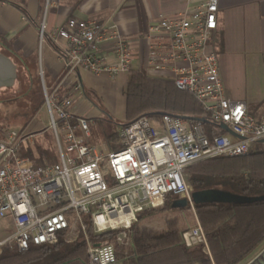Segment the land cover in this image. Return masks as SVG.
<instances>
[{
    "label": "built area",
    "instance_id": "built-area-1",
    "mask_svg": "<svg viewBox=\"0 0 264 264\" xmlns=\"http://www.w3.org/2000/svg\"><path fill=\"white\" fill-rule=\"evenodd\" d=\"M218 7L219 0H203L183 14L159 17L147 27L143 54L135 52L133 42L117 29L93 20L68 16L47 33L63 65L51 87L45 84L43 71L38 74L57 160L37 164L26 154L33 132L0 131V250L52 245L62 233L79 229L87 244L88 264H115L114 246L92 244L82 216H88L95 232L115 231L117 243L129 244L128 232L138 214L162 206L169 195L186 199L195 212L192 188L185 180L189 165L242 156L264 142V113L254 117L246 101L225 97L217 55L207 50ZM38 36L40 41L45 36L44 22ZM103 43L111 45L115 58L111 64L100 53ZM132 70L170 79L175 88L190 93L203 110V120L170 113L154 120L140 115L118 128L120 148L102 153L89 141L88 117L75 110L85 100L80 74L115 76ZM205 122L211 126L208 133ZM25 139L27 150L22 148ZM182 241L210 257L198 219L183 231Z\"/></svg>",
    "mask_w": 264,
    "mask_h": 264
},
{
    "label": "trees",
    "instance_id": "trees-1",
    "mask_svg": "<svg viewBox=\"0 0 264 264\" xmlns=\"http://www.w3.org/2000/svg\"><path fill=\"white\" fill-rule=\"evenodd\" d=\"M1 50L10 52L7 41L0 34ZM35 64L33 61L24 66L27 70L36 69L40 86L38 66ZM123 97L127 120L123 124L140 115L161 117L157 112L192 118H200L203 114L194 97L175 88L170 79L149 76L140 70L126 73ZM41 100L43 97L37 96L32 111L38 109ZM8 128L11 127L0 126V131ZM52 149L38 147L37 155L31 150H27L26 154L37 164H52L57 160ZM185 180L192 192L218 188L229 195L227 203L195 204L210 257L200 247L189 248L183 244L182 233L186 229L179 231L178 241L169 246L150 248L140 244L142 241L139 238L130 245L120 244L115 241V231L95 232L88 216L84 215L82 218L89 241L92 244L113 243L116 260L122 264H239L264 243V148L242 156H219L192 163L186 168ZM167 197L162 206L149 207L140 212L138 219L143 214L171 207L166 202ZM64 235L62 233L55 244L35 246L24 251L6 246L0 250V264H88L83 234L73 240L64 238Z\"/></svg>",
    "mask_w": 264,
    "mask_h": 264
},
{
    "label": "crops",
    "instance_id": "crops-1",
    "mask_svg": "<svg viewBox=\"0 0 264 264\" xmlns=\"http://www.w3.org/2000/svg\"><path fill=\"white\" fill-rule=\"evenodd\" d=\"M202 1L0 0V34L7 41L13 56L24 59L36 55L38 71H43L45 84L51 87L60 76L63 65L47 33L60 26L68 16L114 27L123 37L133 42L135 52L143 54L149 24L159 17L183 14L197 7ZM41 22L45 24V36L42 41L38 36ZM110 46V43H103L100 51L108 64L115 60ZM207 50L217 55L225 97L246 101L248 111L254 117L264 113V0H219L216 27L207 41ZM134 63L137 64L138 60H134ZM80 77L85 89V100L77 105L75 110L88 117L90 126L105 115L100 104L102 101H112V89H123L126 73L110 76L105 73L93 75L81 72ZM89 88L97 97L99 105L87 97L86 91ZM262 148L264 142H259L250 151L256 152ZM169 209L173 208L164 207L159 210L170 211ZM188 211L187 222H181L178 232L196 222V212L190 208ZM153 212L143 214L134 223L128 232V245L136 238L142 241L140 244L150 248L169 246L178 241L177 232L166 245H153L145 239L143 230L136 229V225ZM115 264L122 263L116 260Z\"/></svg>",
    "mask_w": 264,
    "mask_h": 264
},
{
    "label": "rangeland",
    "instance_id": "rangeland-1",
    "mask_svg": "<svg viewBox=\"0 0 264 264\" xmlns=\"http://www.w3.org/2000/svg\"><path fill=\"white\" fill-rule=\"evenodd\" d=\"M10 56L16 64L17 77L14 85L9 88H0V126L11 127L17 130H25L33 132V143L29 145L28 150H31L34 155H37L36 148H50L54 151V142L50 130L46 127V113L42 108V100L36 111H32V106L37 100V96L42 97L41 89L36 77V69H26L25 64H32L37 61L36 55L33 57L20 58L13 56L11 52L2 51ZM40 58H38V63ZM36 65V64H35ZM41 66V64H40ZM39 74V71H38ZM110 82L111 79H110ZM124 87V86H123ZM109 92L110 90L107 89ZM114 91L112 101H102L100 104L101 109L105 115L98 119L95 124L90 125L89 141L94 144L100 152L107 153L111 150H117L121 146L118 134H116L120 125L126 120L124 110V97L123 89L117 87L112 89ZM87 97L93 103L98 104V99L95 94L89 89L86 91ZM160 118V117H159ZM152 120L158 118H151ZM206 132H210L211 126L204 123ZM218 131V130H217ZM28 145V139L22 144ZM24 146V147H23ZM27 150V148L25 149ZM176 196L169 195L167 197V204L171 205ZM170 211L156 210L152 214L146 215L139 224L137 230H143L145 239L151 241L153 245H166L178 232V227L181 222H187L189 216L188 208H173ZM0 219V225L3 224ZM195 224V223H194ZM187 227L190 228L194 226ZM11 227L7 225L6 232L11 231ZM80 230H72L64 235L68 240L76 239L80 236ZM113 246L114 244L111 243ZM264 251V243H262L251 255H249L240 264H251L252 261Z\"/></svg>",
    "mask_w": 264,
    "mask_h": 264
},
{
    "label": "water",
    "instance_id": "water-1",
    "mask_svg": "<svg viewBox=\"0 0 264 264\" xmlns=\"http://www.w3.org/2000/svg\"><path fill=\"white\" fill-rule=\"evenodd\" d=\"M17 68L16 64L13 62L12 58L5 53L0 51V88L12 87L16 81ZM160 115L165 113L157 112ZM176 117L186 119V120H203L202 118H192L187 116ZM221 128L226 132L232 134V132L225 126L221 125ZM192 201L194 205L198 202L203 203H227L230 201L229 195L226 191L218 188H206L198 191L192 192ZM187 200L184 198H175L171 203V208H188Z\"/></svg>",
    "mask_w": 264,
    "mask_h": 264
},
{
    "label": "flooded vegetation",
    "instance_id": "flooded-vegetation-1",
    "mask_svg": "<svg viewBox=\"0 0 264 264\" xmlns=\"http://www.w3.org/2000/svg\"><path fill=\"white\" fill-rule=\"evenodd\" d=\"M251 264H264V251L260 253Z\"/></svg>",
    "mask_w": 264,
    "mask_h": 264
}]
</instances>
